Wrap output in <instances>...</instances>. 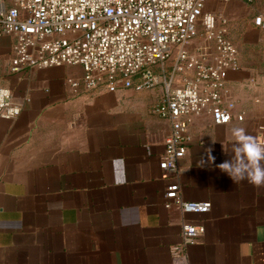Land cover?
Returning <instances> with one entry per match:
<instances>
[{"label": "crops", "instance_id": "obj_1", "mask_svg": "<svg viewBox=\"0 0 264 264\" xmlns=\"http://www.w3.org/2000/svg\"><path fill=\"white\" fill-rule=\"evenodd\" d=\"M13 3L0 0V10ZM204 9L228 19L240 68L223 79L243 119L195 116L178 174L159 166L170 129L151 112L160 86L77 93L65 80L82 74L78 65L13 73L14 38L0 35V86L22 102L15 119L0 118V264H174L182 223L204 227L187 264H264V186L216 168L234 155L231 130L256 140L264 118V27L254 23L264 0H208ZM209 148L215 162L203 166ZM174 182L183 200L210 210L165 207Z\"/></svg>", "mask_w": 264, "mask_h": 264}, {"label": "built area", "instance_id": "obj_2", "mask_svg": "<svg viewBox=\"0 0 264 264\" xmlns=\"http://www.w3.org/2000/svg\"><path fill=\"white\" fill-rule=\"evenodd\" d=\"M207 0H14L0 10V35L14 38L10 71L78 65L80 76L65 83L73 92L99 86L136 90L161 87L151 112L169 121L159 166L179 173V161L192 141L195 116L209 114L215 124L229 123L235 101L223 79L240 68L239 53L228 38V19L204 9ZM227 2L229 0H221ZM252 3L256 0H242ZM254 23L264 27V16ZM22 102L0 86V118L15 119ZM256 141L264 144V118ZM177 182L167 185L164 205L174 201L182 212L205 213L209 201H185ZM204 232L202 225L182 223L174 264H187L186 249Z\"/></svg>", "mask_w": 264, "mask_h": 264}, {"label": "clouds", "instance_id": "obj_3", "mask_svg": "<svg viewBox=\"0 0 264 264\" xmlns=\"http://www.w3.org/2000/svg\"><path fill=\"white\" fill-rule=\"evenodd\" d=\"M231 134L236 142L233 146L234 155L216 165V168L232 182L246 180L255 187L264 186V144L258 143L241 127L233 128ZM211 152V148L207 149L206 160L202 158L203 166L209 161L211 164L215 162V156Z\"/></svg>", "mask_w": 264, "mask_h": 264}, {"label": "rangeland", "instance_id": "obj_4", "mask_svg": "<svg viewBox=\"0 0 264 264\" xmlns=\"http://www.w3.org/2000/svg\"><path fill=\"white\" fill-rule=\"evenodd\" d=\"M208 1V0H207ZM220 2L221 0H210V2ZM210 7H211V4H210Z\"/></svg>", "mask_w": 264, "mask_h": 264}]
</instances>
